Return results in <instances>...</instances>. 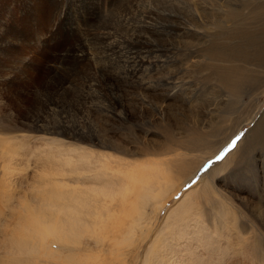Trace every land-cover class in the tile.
<instances>
[{
	"label": "rangeland",
	"instance_id": "obj_1",
	"mask_svg": "<svg viewBox=\"0 0 264 264\" xmlns=\"http://www.w3.org/2000/svg\"><path fill=\"white\" fill-rule=\"evenodd\" d=\"M5 20L34 52L14 70L0 41V264H264V0H0ZM67 159L98 227L57 258L30 218L71 191Z\"/></svg>",
	"mask_w": 264,
	"mask_h": 264
},
{
	"label": "bare ground",
	"instance_id": "obj_2",
	"mask_svg": "<svg viewBox=\"0 0 264 264\" xmlns=\"http://www.w3.org/2000/svg\"><path fill=\"white\" fill-rule=\"evenodd\" d=\"M30 4V3H29ZM24 6V5H23ZM27 6V5H26ZM129 7V6H128ZM24 12V13H23ZM21 16H20V23L21 24H26L28 23V18H29V14H30V10L28 9H25L23 10ZM197 14V13H196ZM199 15V14H198ZM12 19L11 17V10L9 11L8 13V16L6 17H9ZM62 18V17H61ZM8 19V18H7ZM58 19V18H57ZM13 20V19H12ZM18 21V20H17ZM15 23H10V24H7L6 20H5V23L1 22L0 23V27H3V29H0V41H5L6 44L10 45V50L14 52V54L16 55L15 59H14V63H16L17 65H13V67H11L12 69L16 70L18 69V71L21 69L19 66L22 64V68L25 69L27 68L30 63H29V60H27V57L26 56H22L20 53H19V50H22V52H24L27 56L29 54L27 53H33L32 52V47H34L33 45L30 44V42H32V39H27L25 41H22L20 39H22L23 37L22 36H19L17 39L16 38H12L10 37L9 35V32L11 31H16L18 33H21V30L19 29V27L17 28L16 26H14ZM197 26V25H196ZM52 34V33H51ZM44 36V35H43ZM33 38V37H32ZM33 43V42H32ZM44 41H42V39H38L34 44L36 45V48L39 49L40 46L43 47L44 45ZM35 49V48H34ZM3 51V50H2ZM1 51V52H2ZM18 51V52H17ZM21 52V51H20ZM37 52V51H36ZM17 53V54H16ZM33 55V54H32ZM30 58V57H29ZM4 59V58H3ZM136 60V59H135ZM27 66V67H26ZM139 66L138 63H136V61H133V63L130 64V66H127L126 69H125V74L128 75L129 77H133L136 73H135V70L136 68ZM152 66V65H151ZM29 69V67H28ZM27 69V70H28ZM25 71V70H24ZM16 72V71H15ZM12 73H14L12 71ZM15 74V73H14ZM147 75H148V72H147ZM1 79V78H0ZM165 79V78H163ZM147 80H149L147 78ZM162 82V81H161ZM166 82V80H165ZM167 85V84H166ZM171 85V84H170ZM174 86V84H172ZM53 87V86H52ZM61 88V87H60ZM59 91V89H58ZM75 124V123H74ZM77 124V123H76ZM74 128H75V132L78 133L79 129H77L76 127H79V125H73ZM45 128V126H44ZM24 135V134H23ZM15 140V138H12ZM206 140V139H205ZM58 141H61V140H56V142ZM46 143L44 145L47 144V141H45ZM52 142V141H51ZM203 143V141H201ZM25 143V142H24ZM44 143V142H43ZM16 144L15 142H12V146ZM19 144V143H18ZM60 145L61 142L59 143ZM22 145L19 144V146ZM111 146V145H109ZM37 149V148H36ZM35 149V150H36ZM84 149V148H83ZM13 150V147L12 149L10 148L9 150V154L10 155H14V151ZM34 150V151H35ZM38 151V150H37ZM32 152V151H31ZM41 156L42 155H46L45 158H38L36 161L39 162V163H45L49 160H52L50 159L51 158V155L50 153L46 152V150H43V151H39ZM39 154V153H38ZM27 155V154H26ZM104 155V154H102ZM28 156V155H27ZM40 156V155H39ZM112 156V155H111ZM212 156V155H211ZM12 157V156H11ZM34 157V156H33ZM37 157V156H36ZM210 158V157H209ZM105 159V158H104ZM172 159V158H171ZM176 159V158H175ZM179 160V159H178ZM183 160V159H182ZM104 161V160H103ZM186 162V161H185ZM185 162H183L185 164ZM190 162V161H189ZM72 162L67 159L66 160V165L68 167V169H63L64 170V174H61L63 175L60 176L62 178H64L66 175H68L66 178L67 180L65 179V182L66 183H70L72 186L71 188V191H67L65 194H66V197H64V194L61 192V194H58L57 197L55 198L56 200L54 201H58L60 200L61 203H50L49 205H47L46 209L47 212L43 214V216L40 218V216L38 215H31V218L30 220L38 227H44V229H42L40 231V236H39V239H33L34 240V245L32 247H35L37 251H42V250H45V255L46 256H53L52 253H56L54 257H57V258H60V255H61V251H64L65 250V253H68V256L71 258L73 257L74 255L76 256H80V257H83L81 256V250H82V241L84 239V237H89L90 239H92V234H95L96 233V229L98 227V223L97 221L94 220H91V217L92 216H95L96 213L98 212V208H96L94 206V210L93 212L91 213H88L89 211L87 210H83V209H80L81 208V199L79 198L78 196V187H76L77 185L81 184L82 186L84 184H82L81 182V176H83L85 174L84 172V166L81 165L79 167H75L73 165H71ZM83 164V163H82ZM104 164L101 166L103 168ZM187 166V165H186ZM190 166V165H189ZM99 167V168H101ZM171 167V166H170ZM176 167V166H175ZM215 167V166H214ZM213 167V168H214ZM79 168L82 169V171L84 173H82L80 170H78ZM96 167H94V169H96ZM179 168V167H178ZM104 169V168H103ZM102 169V170H103ZM107 169V168H106ZM184 169V168H183ZM92 169H88V173L91 171ZM98 170V168L96 169ZM195 170V169H194ZM193 170V171H194ZM171 171V169H170ZM198 171V170H197ZM105 171H103L104 173ZM178 172V171H177ZM181 172V171H180ZM195 172V171H194ZM193 172V174H194ZM75 173V174H74ZM83 175H82V174ZM99 173V172H98ZM106 173V172H105ZM110 173V172H109ZM116 173V172H115ZM185 173V172H184ZM192 173V172H191ZM95 174V173H94ZM102 174V173H101ZM186 174V173H185ZM193 174H190V175H193ZM74 175H76L74 177ZM86 175V174H85ZM88 175V176H87ZM85 176V180L84 182H87L91 185H94L96 184V175H93V174H87ZM100 175V174H99ZM107 175V174H106ZM183 176V174H181ZM187 175V174H186ZM58 176V175H57ZM111 176V175H110ZM167 176V175H166ZM74 177V178H73ZM99 177H102V175H100ZM98 177V178H99ZM58 178V177H57ZM103 178V177H102ZM113 178V177H112ZM169 178V177H168ZM189 178V176H188ZM56 179V178H55ZM64 179L60 180L58 179L57 181L59 182H64ZM164 179V178H163ZM167 179V178H166ZM53 179H51L52 181ZM101 180V179H100ZM165 180V179H164ZM81 181V182H80ZM89 181V182H88ZM54 183V181H52ZM83 182V183H84ZM150 182V181H149ZM156 182V181H155ZM55 183H58V182H55ZM187 183V182H186ZM62 184V183H61ZM181 184V183H180ZM59 185V184H58ZM66 185H69V184H66ZM88 185V184H87ZM80 186V185H79ZM157 186V185H156ZM159 186V185H158ZM182 186V185H181ZM58 187V186H57ZM64 187V186H63ZM95 189H98L96 186H93ZM162 187V186H161ZM68 188V187H67ZM66 188V189H67ZM81 188V187H80ZM82 189V188H81ZM80 189V191H81ZM94 189V190H95ZM164 189V188H163ZM93 190V191H94ZM86 192V191H85ZM70 193V194H69ZM84 193V192H83ZM155 193V192H154ZM165 193V192H164ZM150 194V193H148ZM81 195V194H80ZM53 196V194H52ZM91 196H89L90 198ZM172 197V196H170ZM84 198L85 200V197H82V199ZM154 198V197H153ZM51 199V198H50ZM53 199V198H52ZM165 199V198H164ZM83 200V201H84ZM97 200V199H95ZM166 200V199H165ZM51 201V200H50ZM82 201V202H83ZM89 201V200H88ZM164 202V201H163ZM83 204V203H82ZM101 204V203H100ZM51 205H54L53 209L51 208ZM97 206V202L94 204ZM86 207H89V206H86ZM84 208V207H83ZM49 211H53L54 214H52L53 212L49 213ZM59 214L62 215V219L58 221V216ZM98 214V213H97ZM85 216L86 218L89 217L88 220H86L84 217ZM98 216V215H97ZM223 216V215H222ZM96 217V216H95ZM19 220H25L26 217H19L18 218ZM63 225V226H62ZM93 227V228H92ZM33 242V241H31ZM11 243L12 244H15V245H18V237L13 235L12 238H11ZM23 244V243H21ZM26 244V243H25ZM55 246V248L57 249L56 251L52 250L53 247ZM3 248V247H2ZM59 249V250H58ZM198 251L200 253L199 255V258L201 259H207L206 262H208L209 260L212 259V263L216 262L215 260H217L218 258H216L218 255H220V257H222V251L221 252H215V253H209L207 250L199 247L198 248ZM3 251V250H2ZM160 251V249H159ZM6 252V251H4ZM175 251H172V253H168V254H172L174 255ZM20 254V253H19ZM22 254V253H21ZM157 254V253H156ZM4 255V254H3ZM158 255V254H157ZM86 256V255H85ZM159 256V255H158ZM206 258H203L205 257ZM53 258V257H52ZM66 258V256H65ZM173 257H170L169 259H171ZM177 259V258H176ZM174 260L172 259V262L173 263ZM227 262V260H224L222 261L221 264H225ZM211 264V262H209ZM162 264H168V262L166 263L165 261L162 263ZM215 264V263H214ZM229 264V262L227 263ZM231 264V263H230Z\"/></svg>",
	"mask_w": 264,
	"mask_h": 264
},
{
	"label": "snow or ice",
	"instance_id": "obj_3",
	"mask_svg": "<svg viewBox=\"0 0 264 264\" xmlns=\"http://www.w3.org/2000/svg\"><path fill=\"white\" fill-rule=\"evenodd\" d=\"M239 139H240V137L237 136L236 139L232 140V141H231V144H229V146H228L227 148H225L224 151L221 152L219 156H217V158H216L217 161H220V160H222L223 158H225V154L228 153L230 150H232V149L236 146L237 141H238Z\"/></svg>",
	"mask_w": 264,
	"mask_h": 264
}]
</instances>
